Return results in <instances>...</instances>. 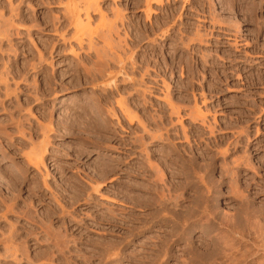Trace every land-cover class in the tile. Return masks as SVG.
<instances>
[{
    "label": "rangeland",
    "instance_id": "obj_1",
    "mask_svg": "<svg viewBox=\"0 0 264 264\" xmlns=\"http://www.w3.org/2000/svg\"><path fill=\"white\" fill-rule=\"evenodd\" d=\"M56 1L0 0V264H197L264 222V0Z\"/></svg>",
    "mask_w": 264,
    "mask_h": 264
},
{
    "label": "bare ground",
    "instance_id": "obj_2",
    "mask_svg": "<svg viewBox=\"0 0 264 264\" xmlns=\"http://www.w3.org/2000/svg\"><path fill=\"white\" fill-rule=\"evenodd\" d=\"M57 1H59V0H57ZM56 1V2H57ZM86 1V0H85ZM161 1V0H160ZM42 2H43V0H42ZM70 2V1H69ZM157 2H159V1H157ZM9 3H11V2H9ZM54 3V2H53ZM73 4V3H72ZM11 6V5H10ZM49 6H51V5H49ZM64 5H62V7H63ZM84 6H86L85 8H84V12H85V15H86V18H87V22H84L82 19V17H80V13H81V10H79L78 9V7L74 4V5H70L69 4V6H68V10H69V12L66 10L65 12H67V14H64V12H62L63 14H64V16H63V18H62V20H60V24L62 25V26H66V24L68 23V22H70V19L72 20V17L74 18V21H75V23H76V26H79V25H84V27H89V25L91 24L90 23V17H91V13H90V9H92L94 12H100L101 13V16H102V23H103V25L106 23L105 22V15H104V13H102V10H101V8H100V6H99V2L98 1H96L95 3H93V2H91V3H88V4H86V5H84ZM12 7V6H11ZM11 7H10V9H11ZM65 7H66V5H65ZM9 9V10H10ZM17 9V8H16ZM50 9H51V7H50ZM13 10H14V8H13ZM12 11V10H11ZM117 11V10H116ZM68 13H71L72 15H71V17L69 16V14ZM99 13V14H100ZM13 14V13H12ZM15 14V13H14ZM151 14V13H150ZM59 15V14H58ZM62 15V14H61ZM148 16V15H147ZM54 17H55V20H56V17H58V16H56V15H54ZM82 18V19H81ZM10 19V18H9ZM53 19V18H52ZM51 19V20H52ZM60 19V18H59ZM50 20V21H51ZM54 20V19H53ZM54 20V21H55ZM5 21H6V19H5ZM56 21H58V18H57V20ZM68 21V22H67ZM111 20H109V22H110ZM59 22V21H58ZM64 22H66V24L64 23ZM8 23V22H7ZM11 23V22H10ZM9 23V24H10ZM71 23V22H70ZM85 23V24H84ZM57 24V23H56ZM59 24V23H58ZM12 25V24H11ZM107 26V25H106ZM111 26H114V25H112L111 24ZM63 27V28H64ZM68 28V27H67ZM77 28V27H76ZM108 28H109V26H108ZM57 29V28H56ZM65 30H66V28H65ZM118 30V29H117ZM103 31V30H102ZM112 31V30H111ZM98 34H99V32H98ZM97 34V35H98ZM62 35V34H61ZM111 35V34H110ZM60 36V35H59ZM99 37V36H98ZM60 38H61V36H60ZM65 38V37H64ZM75 38H77L76 40L77 41H79V43L78 44H80L79 46L80 47H84L83 46V43L85 42L84 40V42L82 41V40H80L79 39V37H75ZM102 38H103V43H104V46L106 47V48H108V50L109 51H111V49H113V47H114V42H112V40L108 37V35L106 36V35H103L102 36ZM63 39V38H62ZM67 39V38H66ZM91 39V38H90ZM69 41V40H68ZM114 41V40H113ZM93 41H92V39L89 41V43H88V45H89V48L91 49V47L93 48ZM116 44V43H115ZM65 45H66V43H65ZM69 45V44H68ZM64 46V45H63ZM94 46H95V44H94ZM95 48V47H94ZM114 48H118V47H114ZM95 50V49H94ZM74 51V50H73ZM98 51V49L96 50V52ZM104 51H106V50H104ZM100 53V52H99ZM111 53L113 54V52L111 51ZM41 54V53H40ZM74 54V53H73ZM98 54V53H97ZM111 54V56H113ZM114 55H116L115 53H114ZM42 56V55H41ZM75 56H76V54H75ZM102 55H100V57H101ZM103 57H104V59H102L103 60V62H104V65L99 69V67H98V70H99V75L102 77V76H106V74H108V73H106V71H107V69L108 68H110V63L111 62H115L114 60H116V61H119V62H123L124 60H123V58L121 57V56H117V57H115V58H113V57H111V58H108L106 55H104L103 54ZM103 57H101V58H103ZM107 57V58H106ZM117 58V59H116ZM110 59H112L111 60V62L109 61ZM98 62V61H97ZM118 62V63H119ZM97 65H99L98 63H97ZM117 65V64H116ZM119 65V64H118ZM125 66V65H124ZM122 69H123V66H122ZM136 69V68H135ZM95 70V69H94ZM98 74V73H97ZM98 76V75H97ZM104 76V77H105ZM107 76H109V75H107ZM99 77V76H98ZM96 78V77H95ZM100 78V77H99ZM123 80V79H122ZM130 80V79H129ZM133 81H135V80H133L132 79V82ZM130 82V81H129ZM137 85V84H136ZM125 86V85H124ZM146 86V85H145ZM134 87V86H133ZM133 89V88H132ZM118 90V89H117ZM116 90V91H117ZM135 90V89H134ZM148 90V89H147ZM138 92H139V89L137 90ZM141 92H145V90L143 89ZM122 93V92H121ZM133 93V92H132ZM108 94V93H107ZM139 94H141V93H139ZM112 96V95H111ZM113 97V96H112ZM122 97V96H121ZM125 100H126V98H125ZM146 101V100H145ZM110 102V101H109ZM117 103H118V105H120V107L122 108L121 110H123V112H125V113H127V115H129V114H131V113H128L129 111L128 110H130V109H126L127 108V104L126 105H124L125 103L120 99L119 101H117ZM127 103V102H126ZM144 103V102H143ZM124 106H126V107H124ZM126 109V110H125ZM131 111V110H130ZM114 112V111H113ZM132 112V111H131ZM133 114V113H132ZM115 117H116V114H113ZM136 118H138L137 117V114L136 115H129V120H130V122H133V120L134 119H136ZM136 121H138V120H136ZM142 124V123H141ZM142 125H144V123L142 124ZM226 152V151H225ZM246 164V163H245ZM228 172V171H227ZM227 174V173H226ZM227 176V175H226ZM228 177V176H227ZM232 179V178H231ZM232 181V180H231ZM204 186V185H203ZM203 188V187H202ZM206 191H207V189H206ZM234 191H236V190H234ZM232 192H233V190H232ZM237 192V191H236ZM239 192V191H238ZM237 192V193H238ZM201 194V193H200ZM236 194V193H235ZM202 196V195H201ZM236 196H239V195H237L236 194ZM236 196H234V197H236ZM241 196V195H240ZM205 197H206V195H205ZM211 197V196H210ZM237 198V197H236ZM238 198H240V200H241V198H243L242 196L241 197H238ZM202 199V198H201ZM201 199H199V200H201ZM210 199V198H209ZM248 199V198H247ZM209 200H207V199H204V200H201V203H200V205H199V207H202L203 208V210L204 211H207L208 212V214L210 215V217L212 216H214L215 217V215L217 214L216 212V214L215 215H213V210L211 211L210 210V207H208L209 205H208V202ZM247 201V200H246ZM244 202V201H243ZM243 202H242V204H243ZM245 203V202H244ZM210 204V203H209ZM246 204V203H245ZM213 205V204H212ZM198 207V208H199ZM215 207V206H214ZM249 207H250V205H249ZM209 208V209H208ZM244 208V210H246L245 209V207H243ZM254 208V207H253ZM212 209V208H211ZM255 209V208H254ZM257 209V208H256ZM185 210V209H184ZM243 210V211H244ZM216 211H217V209H216ZM259 211V210H258ZM189 212V211H188ZM200 211H198V213H199ZM260 212V211H259ZM194 213V212H193ZM192 213V214H193ZM244 213V212H243ZM263 213V212H262ZM201 214H203V213H201ZM260 214V213H259ZM264 214V213H263ZM263 214H261L260 216H261V219L263 218L264 219V216H263ZM182 215H184V214H181V217H182ZM188 215H189V213H188ZM199 215V214H198ZM218 215V214H217ZM257 213H256V211L255 210H253V209H251V210H249L248 208H247V210L245 211V213L242 215V216H236V215H234V216H230L229 214H226V216H224L223 217V219L222 220H220L221 222L219 223L218 221H216V222H218L219 224L218 225H221V229H222V231H223V235L216 241L217 242V244L215 245L216 247H215V249L213 250H211L209 253H207V255H206V253H205V256H202V257H200L199 256V260L197 261V264H264V222H262L260 219H258L257 218ZM180 216V215H179ZM200 216V215H199ZM202 216H206V214L205 215H202ZM259 216V215H258ZM263 216V217H262ZM183 217H185V216H183ZM188 217V216H187ZM194 217V216H193ZM201 217V216H200ZM209 217V218H210ZM186 218V217H185ZM189 218L190 217H188V220H189ZM191 218H192V216H191ZM198 218V217H197ZM203 218V217H202ZM201 218V219H202ZM206 219H207V221H208V218H207V216L205 217ZM260 218V217H259ZM180 219V218H179ZM196 219V218H195ZM194 219V220H195ZM181 220V219H180ZM205 220V219H204ZM204 220H203V222H204ZM215 220V218L212 220V221H214ZM193 221V220H192ZM191 221V222H192ZM198 221V220H197ZM200 221V220H199ZM182 222H184L183 221V219H182ZM202 222V221H201ZM217 224V223H216ZM216 224H214V225H216ZM204 225V224H203ZM206 225V224H205ZM204 225V226H205ZM208 226V225H207ZM206 226V227H207ZM211 226H213V225H211ZM210 226V227H211ZM187 227V225L185 224V222H184V224L182 223V230H183V232H182V234H184L185 233V229H187L186 228ZM190 227V226H189ZM188 227V228H189ZM210 227H209V230H210ZM219 227V226H218ZM204 228V227H203ZM208 228V227H207ZM213 228H214V226H213ZM190 229V228H189ZM218 229V228H217ZM211 230H212V228H211ZM220 230V229H219ZM187 231V233H188V230H186ZM222 231H221V233H222ZM220 232V231H219ZM181 234V233H180ZM189 234V233H188ZM217 234V233H216ZM176 235H178V233L176 234ZM179 236V235H178ZM177 237V236H176ZM11 238H12V236H11ZM185 238V237H184ZM9 239V238H8ZM183 239V238H182ZM1 241H4V239H2V240H0V243H1ZM175 241H177V239L175 240ZM3 244H5V241L4 242H2ZM191 245V244H190ZM4 246V245H3ZM12 246V245H11ZM192 246V245H191ZM189 247V248H192V247ZM5 247V252L6 253H11V255L10 256H16V252H17V248H15V247H13V248H10L9 246H4ZM187 247V248H188ZM196 249V248H195ZM185 250V249H184ZM187 250V249H186ZM190 251L191 250H193V248L192 249H189ZM209 250V249H208ZM202 251V250H201ZM203 251H205V250H203ZM196 252H197V250H196ZM192 253V252H191ZM199 253H200V251H199ZM198 253V254H199ZM197 253H196V255H198ZM203 254V253H202ZM194 255V254H193ZM192 255V257H194ZM7 256H9V255H7ZM198 257V256H197ZM14 258H16V257H14ZM14 258H13V260H14ZM194 259V258H193ZM194 262V261H193ZM31 263V262H30Z\"/></svg>",
    "mask_w": 264,
    "mask_h": 264
}]
</instances>
